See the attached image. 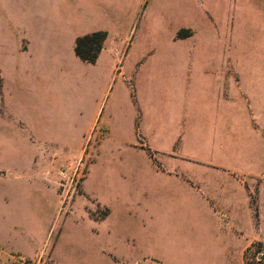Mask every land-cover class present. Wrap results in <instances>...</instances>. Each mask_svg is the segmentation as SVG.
Masks as SVG:
<instances>
[{"label":"rangeland","instance_id":"obj_1","mask_svg":"<svg viewBox=\"0 0 264 264\" xmlns=\"http://www.w3.org/2000/svg\"><path fill=\"white\" fill-rule=\"evenodd\" d=\"M193 1L134 0L131 13L121 15L120 31L112 32L120 44L150 61L169 63L155 64L153 71L139 76L136 86L124 88L116 78L127 71L141 74L134 66L127 69L130 52L122 55L108 84L106 76L98 83L89 70L74 71L61 79L51 72V83L47 77L21 79L24 102H33L26 109L24 105V113L36 119L19 120L9 112V80L1 69L24 60L19 54H0V130H9L0 135V199L4 201L0 202V229L5 230L6 239L0 241V264H172L152 253L141 230L132 231L127 245H116L119 249L108 238L93 237L98 233L97 223L111 220L115 202L130 209L149 205V164L171 177L182 176L192 187L200 186L192 173L196 171L202 177L200 191L207 209L216 206L215 194L208 192L215 174L230 176L235 189L227 194L239 198L247 192L249 215L207 212L217 240L209 256L214 264H264V0H195L203 6L206 22L200 29L177 33L179 38L200 33L203 43L223 49L229 48L228 39L233 37L238 44L234 45L235 62L248 60L246 68L257 76L258 85L234 72L231 125L229 119L214 115L222 107L212 97L222 85L212 79L211 71L206 72L209 56H199L195 63L167 51L172 48L168 36L180 27L185 10L191 13L194 6L199 7ZM234 4L237 7L231 8ZM212 5L217 9L208 17ZM233 9L240 15L238 20L232 18ZM14 34V30L0 28V38ZM112 34H108L109 42ZM98 41L93 36L81 49L87 51L86 44L95 48ZM189 64L193 68L184 69ZM34 82H48L53 89L47 100L54 102L57 118H45V112H55L36 108L37 96L29 89ZM229 90L222 92L224 100L230 99ZM103 98L102 109L96 113ZM144 115L154 119L148 127L142 124ZM32 124L41 130L30 128ZM62 127L72 130L50 129ZM19 130H31V134L21 135ZM37 139L42 140L39 150ZM28 149L27 155L24 151ZM123 159L138 162L139 174L134 179L121 167ZM19 170L38 174V180L20 182ZM144 217L120 223L141 229ZM97 243L102 244L104 254L96 248L91 255ZM97 256L100 259L95 262Z\"/></svg>","mask_w":264,"mask_h":264},{"label":"crops","instance_id":"obj_2","mask_svg":"<svg viewBox=\"0 0 264 264\" xmlns=\"http://www.w3.org/2000/svg\"><path fill=\"white\" fill-rule=\"evenodd\" d=\"M133 2L134 0H3L0 3V28L7 31L10 29L14 30L16 34L4 35L0 38V54H19L22 55L24 60L17 63H9L8 65L5 64L1 69L3 76L9 80L10 92L7 105L13 117L19 120L36 119V116H26L24 113L26 112L24 105L26 109L28 105L32 106L33 103L31 101H29L30 103L28 101L25 103L24 100L27 99L22 97L25 89L21 79H25V76L29 80L33 78L34 81L37 78L41 80L42 77H47L51 83L53 79L50 76L51 72H53L55 79L56 76L61 79L66 78L68 74L73 75L74 71L89 70L93 74L92 77L102 84L105 76L106 81L109 79L112 81L115 71L120 67L122 55L125 52H130L132 57L128 59L129 66L127 69L130 70L134 66L139 69L141 74L127 71L128 73H122V76L116 77L120 79L122 87L129 89L131 84L135 83V86L139 84L141 80L139 76H146V72L153 71L155 64H169L162 63L164 59L150 61L147 57L138 55L139 52L137 50L135 53V50L131 47L120 44L118 37L114 33L112 34V32L120 31L123 22L121 15L123 17L124 14L131 13ZM193 3H197L199 7L194 6L195 9L191 13L185 10L186 7L184 8L186 17L184 15L181 19V22H183L178 27L179 30L177 29L168 36L170 39L168 44H171L172 48L170 49L169 47L167 51H169L170 55L181 56L180 60L182 61L193 59L195 63L199 61V56H209L210 62L208 63L210 64L208 65L210 67L206 72L211 71L214 75L212 79L222 85L218 92L220 94L215 93L216 96L212 97L222 107L214 115L217 119H229L227 123L231 125L232 120L235 118L234 100L231 96L233 95L234 72H239L241 79L246 81L255 82L257 76L250 75L251 72L246 68L248 60L235 62V56L238 54L234 51V45L238 44H235L236 41L233 37L228 39L229 48L227 46L225 49L219 48L217 45H206L205 42L203 43L204 38L202 40L200 33H195L190 37H177L178 31L188 28L200 29L201 24L206 22L203 21L204 14L201 12V9H204L203 6H200L195 0ZM235 7H237L236 4L231 6V8ZM216 9V6L212 5L208 17H211V12L216 11ZM179 12H181V16V9ZM231 14L233 19L238 20L240 15L235 9L232 10ZM96 32H105L107 39H104L103 47L98 52L95 60L89 62L76 53L77 40L79 37ZM109 32L112 34L110 42L108 40ZM216 43L218 44V39ZM205 58H203V62H205ZM200 66L204 67L202 64ZM167 67L169 66L167 65ZM190 68H193L192 64L184 67V69L191 70ZM253 78L255 79L253 80ZM61 83L64 88L66 82L63 80ZM254 84L257 83L255 82ZM228 87L231 90V94L229 93L230 99L224 100L222 92L228 93ZM29 89H32L31 95L37 96L38 102L37 100L34 101L36 108H41L42 106V110L46 109L56 113L55 115V113L45 112V118L55 116L57 118L59 111L52 107L54 102L52 103L51 99L47 100L48 95L53 94V89H51L49 83L34 82ZM104 100L103 98L98 107H96V113L101 111ZM224 107L226 110H223ZM183 116L182 118L187 117V115ZM38 117L40 118L41 116L38 115ZM141 119H143L142 124L147 127L154 121V119L152 120L148 116L145 117V115ZM136 120L137 118L131 122L133 124L132 130L136 127ZM161 124H163V121ZM167 125L169 127V124ZM65 127L50 129L72 130ZM30 128L37 131L41 130V127L38 128L36 124H32ZM157 128H160V126H157ZM47 129L49 128L45 127L43 130ZM162 130H168V128H162ZM19 131L21 135L31 134V130ZM5 134H9V130H0V135ZM26 140L27 138L24 139V142ZM37 141L39 150L41 149L40 146H42V140L37 139ZM30 151L28 149L24 152L28 155ZM182 162L184 163L185 161ZM137 164L138 162L131 159H123L120 163L125 173H129L133 179L139 174ZM149 165L148 175L146 174L150 180L148 187L149 205L145 208L130 209L115 202L111 220L106 224L104 222L97 223L98 233L93 237L96 239L108 238L112 246L121 247V244L127 245L128 241L132 239V231L141 230L144 232L147 247L152 250L154 255L161 257L163 260L172 262V264H214L212 257L209 255L214 247L212 242L217 245V240L214 233L215 226H212L211 221L207 218V212L232 215L245 213L248 216L249 202L247 192L246 194L243 192L239 198H231L227 194L233 193L235 189L232 185L233 182L229 180L231 177L227 175L216 176L215 174L214 181L211 182L212 185L208 187V192L209 194L213 193L211 195L215 194L216 206H210L207 209L200 191L201 187H203L200 184L202 183V177L195 175L196 171L192 173L199 182L196 183L200 186L192 187L182 176L171 177V175L165 174L164 171L155 169L152 164ZM182 166L185 165L183 164ZM193 166L203 167L195 163ZM16 175L21 176V178H18L20 182L33 183V181L38 180L36 178L38 174L36 176H32V173L26 175L22 170H19V174ZM98 176L99 174L97 178ZM222 194L226 195L221 197ZM0 202L4 201L0 199ZM10 212L15 211L10 209ZM143 216H145V219L144 223H141V229L138 227L136 229L132 228L131 223H126V226H124V223L122 227V223H120L122 221L129 222V220L142 221ZM173 221L174 224H172ZM4 232L5 230L0 229V241L3 243L6 242ZM82 243L83 248H87L84 247L86 246L85 242L83 241ZM97 244L98 246L95 247L94 245L95 248L91 249V255L95 253L96 248H100L99 251L104 254L102 252V244ZM99 259L100 256L93 258L95 262Z\"/></svg>","mask_w":264,"mask_h":264},{"label":"trees","instance_id":"obj_3","mask_svg":"<svg viewBox=\"0 0 264 264\" xmlns=\"http://www.w3.org/2000/svg\"><path fill=\"white\" fill-rule=\"evenodd\" d=\"M97 36L99 41L96 45L95 48L89 46V44H86L87 51H83L81 49V45L83 42L90 40L91 37ZM106 33L105 32H96L93 34L89 35H84L82 37H79L77 40V45H76V53L84 60L93 62L95 58L97 57L98 52L102 49L103 47V41L105 39Z\"/></svg>","mask_w":264,"mask_h":264}]
</instances>
